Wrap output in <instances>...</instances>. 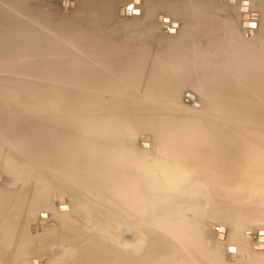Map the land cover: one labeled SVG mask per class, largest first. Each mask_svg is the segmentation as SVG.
Segmentation results:
<instances>
[{"label": "bare ground", "instance_id": "bare-ground-1", "mask_svg": "<svg viewBox=\"0 0 264 264\" xmlns=\"http://www.w3.org/2000/svg\"><path fill=\"white\" fill-rule=\"evenodd\" d=\"M58 1H59V5L61 6L62 0H58ZM67 1L65 0V2ZM255 1L257 0H76L73 9H77L80 12L81 15L79 19L81 20L82 26L89 25L88 27H93L95 31L94 32L95 39H92L94 43H87L83 45L86 47L82 46L80 47L81 50H79V52L78 51L76 52V53L85 52L91 54L88 55L85 59L82 58L83 60L82 63L86 64V66H90L92 70V71L83 70L84 72H82L81 75L86 76L87 78L86 80H83V82L90 86H96L102 89L114 88L119 91L130 92V90H132L134 85L132 84L128 85V84L139 81L138 74L140 70L144 71V68L142 67L146 66L143 63L146 60L143 58V54H142V51L144 49V44L136 43V42L133 43V41H129L127 43H122V44H120L121 41L120 43H117L114 40L115 38L112 35L113 33L111 34L112 25L110 24V22L112 21V16L114 15L113 13L115 12L116 18H122L124 20L127 18H131L130 20L138 19L141 24L140 26L143 27L144 29V25L148 26L149 24H151V21L149 20L151 18L149 17L151 16V14L142 13L141 8H150L155 4L166 2L165 4L168 6L169 11L167 12H169V14L168 13L165 14L164 16H162V18L161 16L158 17V21L163 20L161 24L163 26L161 27L160 25V29L171 31V28H173L174 33L170 32L173 34H169L167 32L166 34L174 35L175 38L180 35L187 37V35L183 34L184 33L183 24L188 25L189 22L198 19L200 22L198 25L202 29L201 36L203 37L204 41L207 43L205 44V49L204 50L202 49L201 52H197L198 50H195L194 52H190L188 48L189 45L188 43L189 36H188L187 38L182 39L183 41L182 44L183 47L185 48V51L182 50L173 56L175 60L179 61V62H174L175 66L174 65L171 66L170 64L172 68H169L165 64L159 65L157 63L156 65L154 63L153 65H155L156 68L151 67L152 70L150 71L151 72L150 75L152 77L154 76V78H151L150 81L147 82L146 87L144 86L146 90V96H148L146 100L155 101L156 99L158 101L159 99L160 101L163 100L166 106H169L170 104L172 105V103L174 102L173 100H175L177 97L176 93H173L172 91L178 89L179 82L180 83L182 82V76L180 74L179 77L173 76L172 74L169 73V71L170 72L173 71L175 75H177V69L179 68L180 69L179 72L181 74H186V72L191 73L193 78L191 81V85L193 86L192 88L196 90L197 86L200 84V88L202 90H200L199 93H201L203 96L213 95L214 96L213 100L215 102H219L220 109L221 107L224 108L225 106H230V105L234 106V104L237 101L238 102L241 100L245 101L251 96V94L249 92L245 93V91H243L242 89V85H246L247 87L250 86V88H252L254 92H257L260 88L264 89V84H263L264 79L260 81H256L252 79L245 81V79H247L248 77H252L249 76V74L251 73L254 67L261 66L264 68V37H260V39L258 41H254V43L252 41H249V39L247 40L243 38V34L245 33L252 32L253 34L255 31H258L257 23L250 19V17L253 14H255V12L253 11L247 12L249 9H251ZM238 7H240L239 13H237ZM68 9L69 8H67V10ZM241 10H245L247 13H244L243 15ZM93 16L95 17L92 18ZM234 16L237 17L233 19ZM172 23H176L177 25L175 26V24ZM245 23L251 25L255 23L256 25L255 28L253 29L251 28L252 26L250 25L247 26L246 24V26H244ZM82 26L79 27L82 28ZM81 31L82 30L80 31L75 30L73 33L74 35L75 34L80 35L82 33ZM189 31L191 30H188V32L186 33H189ZM192 32L193 29L191 33ZM87 34H90L89 37L91 38L94 36L92 31H88ZM30 35L33 40L32 42H34L35 44H38V42L36 41L37 39H42L41 35L39 34L36 35L35 31H32L31 34L27 31L18 32L16 38L28 40ZM74 40L76 41V46H79V44H84L85 42H87L85 41V38L82 37L80 38L79 36L75 37ZM14 41H17V39H14V0H0V56H4L12 59V55H9V52H11V50H13L14 48ZM77 41H80L81 43H78ZM221 41L224 43L226 42V44L230 43L229 46L225 47V49H227L226 51L228 52L227 55H221L217 52H211L212 57H209L210 51H213L214 47L217 49L218 47H221L222 45ZM17 44L18 43H16L15 45ZM125 44H127V47L132 45H135L137 47L133 46L136 49L130 55L127 56H120V55L110 56V53L105 50V47L107 48L119 47ZM88 45H93V47L89 48ZM208 47H211L212 50H208ZM99 52L102 53L103 55H97ZM185 55H188L190 58L185 57ZM180 58L181 61L179 60ZM224 59H226V62H228V64L223 63ZM6 67L8 66H6L5 63H3L2 59L0 58V69L1 68L4 69ZM165 68H167L168 70H165ZM240 80H242L241 83ZM254 88L256 90H254ZM40 89L41 88L38 89L36 88V90L33 92L32 90H28L27 88H23V87L14 88L13 86H7V85L3 86L0 84V104L3 103L6 107H8L9 102L13 103L14 99L17 100L23 96H24L23 99H27V97L25 96H31V95L33 96L41 95L44 98V96H46L44 94L45 90H43L44 88L41 90ZM56 92L57 91L55 90V93ZM66 92L72 93L68 90H66ZM65 95H69V94L65 93ZM188 95L190 96L191 99L194 100L193 95L190 94ZM35 98H39V97H35ZM190 98L187 97L186 102L191 101ZM28 99L32 100L31 97H28ZM51 101L53 102V100ZM28 102L29 103L27 104L25 103V105L22 104L24 107L23 111L25 112V114H28V112L34 113L36 111L42 112V109L41 110L38 109V105L36 107L31 106L32 104H40V102H32L30 100ZM55 102H57V100H55ZM162 109H163L162 111L165 112L164 115L158 118L157 117L154 118L152 116L153 119H155V122L156 120L158 122L161 118L164 117H171L174 119V122L172 121V123H170L167 126H161V128H163L162 130L157 129L160 128V126H158L157 128L153 127V125L155 124L153 120L152 121L154 122V124L153 123L152 125L148 124L152 126V128L159 131L157 138L160 141L158 146V149L160 151L159 150L158 151L162 153V155L160 154L161 155L160 158L158 156L159 160L157 161L156 165L153 166L154 168L153 167L148 168V166L146 165L148 164V162L145 163L142 160L141 156L145 157L144 154H141L137 158L135 156L133 159H129L131 155L129 156L130 145L126 138L127 134L125 133L126 134L125 135L124 131L121 133L115 124L116 121H112V118L110 117H109L110 119L107 118L105 119V121L102 122L100 121L99 122L96 121L95 123H90L89 121L86 122L85 124L88 125L89 127V129H87L86 131H90V128L93 127V128H97L98 132H96L97 135L94 141L91 142L86 141L85 143H83L80 129H81V125L84 123L80 120H77V118L74 116V113H69V115L67 114L68 118L66 119L58 120L52 118L53 119L52 123H49L50 122L49 120L44 119V116H39V115L36 117L34 116L30 117V115L24 114V116L20 118L18 116L13 115L5 119H2L0 116V136H2L4 139L10 142L14 141V130L9 131V128L11 127L12 123H15L16 125H18V128L20 130L18 132L19 135L20 133L23 132L27 135L35 134L37 136V141L39 144L46 147H49L51 144H53L54 147L53 148L54 158L51 163L54 164L55 174H53L52 171L51 173L52 175L58 176L57 178H59L63 182L64 187L56 185L57 179L53 180L54 178L53 179L50 178L51 175L49 174L51 173L46 175L47 177L49 175L48 179L50 178L53 180V182L50 180L52 183H54L55 181V184H52L51 182L50 184L53 186L56 185L55 187L56 189L54 190L56 192H59V194H57L56 196L52 195L53 192L49 190L50 188L49 186H51L50 184H47L49 185L48 186L49 188L47 190H49L50 192H46L47 187L45 185L39 186L40 189L37 188L38 191L36 190V188H34L36 190L34 191L33 187H34V183H36L35 179L38 181V179H40V176L42 175L37 172H36L37 174L34 173V169H31L33 170V172L31 170H30L31 172H27L28 170H25L24 168L25 172L23 174L22 173L20 174L22 176L23 175L25 176L23 177V180L19 182L24 183L26 181L25 179L27 178H32V180L34 181L33 184L31 183L25 184L27 185L26 188L27 187L30 188L28 190L23 189L24 191H22L21 193L22 195L20 197L26 196V198H28L29 200H34L32 201L33 204H36L37 206L41 205L42 208V210H39L40 213L38 214V218L37 219L35 218L36 220L32 225L36 226V223L39 224L38 222L41 221L40 224L43 225L41 229L43 230L44 228H47L44 225L47 224V226H49L48 223L51 221L52 216L54 215L51 214V211L54 212V210L58 211V214L60 212L63 215L66 216L69 215L68 218L64 217L67 219L63 218L64 220H66L64 221L62 219L63 216L61 217L59 214V216L63 220V224L62 222L59 223L57 220V222L61 224V228L59 226L58 230L56 229V231H53L51 229L52 231H50V233H47L50 230V228H48L49 230L47 229L46 230L47 232L45 231L46 233H42L44 235L41 234L39 235L35 228L36 232L34 236H37V238L31 235H30L31 238H29L28 237L29 235L26 236L24 234V225L26 218L24 212L19 215H14L13 216L14 218L11 219L7 230V232L11 235L10 236L6 235L7 237L11 238L12 242L14 243H8V241L3 242L0 239V245L5 246V248L8 249V252H10L9 253L10 257L7 260L8 264H36L35 259L38 257H35L36 256L35 255L34 261L32 258L34 253L37 254L36 252H38V254L40 252L41 255H44L50 251L53 254L59 252L58 256L60 257L61 256L60 252L61 251L63 252L64 248L67 247L65 245H64L65 247L62 245L65 243V241H69V240L70 243H72L71 246H73V248L71 246L70 248L73 249V253H74L73 257L72 255L70 256V258L72 257V259L70 260V264H155V263L163 264L165 263V261L168 262L170 260L176 259L177 256L175 255H178V253H176V251L173 250V248L171 249L168 248L169 246H171L169 244H168L169 246L165 247L166 245L160 246L156 242H154L153 246L151 245L153 252L144 254L145 252H142L144 251L143 250L144 247H142V244L145 243V241L149 242L151 240V239L149 240L150 237L148 238V236L146 237L148 238L149 241L147 239L145 240L142 236L144 242L142 241L141 246L139 245L141 242H139L138 245L135 243L136 247H133L135 249L137 248V246H139V248L142 247L143 248V249L141 248L142 251L140 250L139 252H142L143 256L140 257L139 255L141 254L139 253H138L139 255L137 254L138 256L131 255L132 253L131 250L134 251V249L130 245L131 244L130 241H132L130 240V238L131 237L134 238V236L136 237L137 235V239L135 240L138 241V239L141 236L139 235L140 237L138 238L139 233L138 234L135 233L136 235L134 236L131 235L132 233H130V226L134 225L136 226V228H140L141 225L146 222L145 221L146 219H144L145 216L146 218L147 216L151 217L149 215L151 214V212L149 213L147 212L148 215H146L145 213L146 208H145L144 199L146 198V195L145 198L143 199L141 194L142 191L141 189L145 186L160 187V189L166 191V192L163 191V193L171 192L170 198L177 197L178 188L182 187L185 193L183 199H190L191 201V196L197 197L199 202H203V203L206 202L207 204H211V203L216 204L218 209L216 210L213 209L214 212L218 211L219 213L221 212L223 213L226 211V213H228L229 215L236 214L235 209L228 208L227 202L228 201L240 202V198L242 196V193L244 192V191L241 192L244 184L248 182H253L254 184H260V183L262 184V182H264V135L262 134L263 137L259 135L258 138L259 141L256 140L253 141L251 139L252 141L248 142L247 137L246 139H243L245 136L241 138V135H238V133L235 132L231 133L230 131L223 132L225 128L224 126H222L223 130L220 127L219 128L215 127L214 129H206L205 131L201 132L198 131V126L201 125L199 120L194 118L192 119V117L178 119L177 118L178 116L175 117L177 114L175 111H173V109H170V112L165 111L166 108L164 109L162 107ZM155 110L157 109H154V111ZM159 111H161L160 108H158V112ZM211 111H215V110H211ZM221 112L224 113V111L221 110L219 112L220 116H221ZM161 113L159 115H161ZM230 113L231 112H229L228 115ZM240 116L243 115L240 114ZM257 117L259 118V116ZM258 118H256V120H258ZM68 119L70 122H67ZM234 119H237V117H235ZM150 120L147 119V123L148 121L150 122ZM194 122H196V125H194ZM247 122L246 123L244 122L245 125L248 124ZM262 123L264 124V122ZM207 124L208 123H206V125ZM256 124H259V122ZM49 125L50 127L47 129ZM139 125L140 124H138V126ZM144 125L146 124H143V126ZM217 125L218 124H216V126ZM78 127H80V129H78ZM262 127L263 126L260 127L261 130H264V128L262 129ZM152 128L150 127L147 129L152 130ZM19 135H17V137ZM148 149H150V142ZM83 154L85 155L83 156ZM41 158L44 159L45 156H41ZM147 159L148 158H146V160ZM130 160L131 162H129ZM22 168L20 169V172L21 170L24 171ZM184 168L186 169L183 170ZM152 170H154V172ZM187 170L190 171L187 172ZM18 171L16 170V172ZM82 176H85L88 179V182L84 180L85 182H87V184L85 182H82L83 181ZM202 177H207L205 179H207L208 182H206L205 185L203 184L204 182L202 183V179H203ZM193 181H199V182H193ZM13 182H14L13 186L8 185L10 187L6 186L8 189H5L6 192L11 191V195L14 191V195L12 196L13 198L8 199V204L10 203V201H12V204H14V205L10 204L11 205L9 207L10 210H12V208L21 201V199L19 198V194L17 192V186L19 182L15 183L14 180ZM40 182L41 184H43L41 180ZM40 182L38 183L40 184ZM185 182L189 184V185L187 184V187L188 186L189 187L187 188L185 186L184 189L183 185H186ZM36 184L35 186L37 187V185L39 184L37 185ZM60 184L62 183L60 182ZM66 184H68V186H66ZM85 188L89 192L96 194L95 198L96 197L99 198V199L93 198L94 199L93 201L95 202V207H97L98 210H100L97 211L94 215H89L90 214L89 212L87 211L85 212V208L87 207L86 204L87 201L82 199L83 197H81L80 195L81 190H85ZM85 194H87V192H85ZM159 195L161 196V194ZM166 197L167 199H164L165 201L162 199V197L161 198L159 197L161 199V200L159 199V201L161 202L163 200L166 205L167 204L166 202L169 200L168 199L169 195H167ZM48 198H51V200L53 198L52 204L48 202ZM98 200H100L99 203ZM157 200H156L157 202L156 204L159 205V208L155 206V202L152 204H154L156 209L153 208L154 206H150L151 209L152 208L155 209V210L153 209L150 210L153 211V213L154 211H156L155 215L157 219L155 221H157L156 224H159L157 225L158 228H156V224L154 228L159 230L160 227L161 229L160 232H162V234L165 235L164 236L165 239L166 236L167 238H169L167 239L168 241L169 240L176 241L175 240L176 236L174 233H176L177 230L175 232L174 230L177 229V227L178 229L179 227H181L180 225L182 223L181 221L180 222L178 221L180 217L177 219L178 217L177 214L176 216L172 215L174 206L169 205V203L166 205L167 206L166 208H168L166 212L171 210L172 213L171 211L167 213L160 212L161 214H163V216L161 214H160L161 216H159L157 212L159 213V211L162 209V208L160 209V207L162 206H160V203ZM178 201H173L172 203L175 206H177V204L179 205ZM183 201L184 200H181L179 202L181 203ZM148 202H146L147 206H148ZM224 202L227 204H224ZM164 203H161V205L162 204L164 205ZM188 203H189L188 201L187 203L185 202L184 204L185 206L183 207H186ZM182 205H179L181 206V208L178 207L176 209L181 210L183 208ZM107 206L109 207L108 210H106ZM157 209L160 210L157 211ZM185 209H187V207ZM30 210H33V208ZM202 211L201 214H204L205 212L202 213ZM204 211H206V209ZM42 213H45L47 217L46 218L42 217L44 219H41L40 217ZM131 213H134L132 219H131L132 216ZM86 214H88L87 226L88 224L91 225V228L93 229L92 231L93 235L91 234V236L83 237V232L86 229V225L82 221L83 218H86ZM60 217L57 216V218ZM69 217H71V219ZM79 219H81L82 221ZM3 220L4 219H2V221L0 220L1 228L2 226H4ZM62 220L59 219V221ZM79 221L83 223V226L82 223L80 226ZM29 225H27L26 228L28 229L27 231H29V227H28ZM145 225L147 224L142 225L143 228H146L149 225V223L147 226ZM152 226L153 225L149 226V230H151V232L148 230L147 233L149 232L152 233V230L154 229V228H150ZM51 228L54 229L55 227H51ZM100 228L102 229L100 230ZM131 228L133 227L131 226ZM134 229H132V232ZM156 229L153 231H156ZM262 230L263 229L261 228V231ZM5 231L2 232L3 233L2 235H4ZM141 231L142 228L140 230V234H142ZM177 233L179 232L177 231ZM154 234L155 233L153 232L151 238H153ZM156 236L158 237V235ZM173 236H175V238ZM182 236L187 238L184 234H182ZM177 237H179V234ZM35 238L36 240H34ZM135 240H133V243ZM178 240H181V238L179 237ZM63 241L64 243L60 245ZM184 241L185 239L182 241L183 242L182 244H184ZM188 241L190 240L188 239ZM188 241H186V243ZM262 241L263 242H257V237H255L252 246L254 245L258 246V244L264 245V240ZM190 242H188L190 245L188 243L187 245H189L188 247L191 249ZM150 244H152L151 241ZM179 244H181L180 241L178 245ZM181 246H180L181 249L186 248ZM174 248L176 247L174 246ZM177 248H179V246ZM179 250L180 249H177L178 252ZM58 258L56 259L58 260ZM60 258L62 259V256ZM184 258H186V260L187 259L190 260L189 258L185 257V255ZM37 260H39V258ZM171 263L173 262L171 261Z\"/></svg>", "mask_w": 264, "mask_h": 264}, {"label": "rangeland", "instance_id": "rangeland-1", "mask_svg": "<svg viewBox=\"0 0 264 264\" xmlns=\"http://www.w3.org/2000/svg\"><path fill=\"white\" fill-rule=\"evenodd\" d=\"M61 2L62 3L60 6L58 0H46V1L45 0H14V39H17V41H14V48L13 50H11V52H9V55H12V59L4 57V56H0L3 63H5V65L8 66L4 69L2 68L0 69V84L3 86L5 85L13 86L14 88L23 87V88H27L28 90H32L33 92L36 90V88L37 89L44 88L43 90H45L44 94L46 96H44V98L41 95L25 96L27 97V99H23L24 97L23 96L20 99H17L18 101L14 99L13 103L9 102L8 107H6L3 103H1L0 104V116L2 119L11 117L13 115L18 116L20 118L24 116L25 114V112L23 111V108H24L23 105H25V103L26 104L29 103L28 102L29 100L32 102H40V104H32L31 106L36 107L38 105V109L40 110L42 109V112L36 111L32 113V112L26 111L28 112V114H25V115H30V117H33V116L36 117L38 115L44 116V119H47L50 121L49 123H52L53 119H58V120L66 119L68 118L69 113H74V116L77 118V120H80L84 123L81 125V129L80 127H78V129H80L82 141L83 143H85L86 141H89V142L94 141L97 135L96 132H98V129L93 128V127L90 128V131H86L87 129H89V127L85 123L88 121L90 123H95L96 121L102 122V121H105V119L110 117L112 118V121H116L115 124L118 130L121 133L124 131V134L125 133L127 134L126 138L130 145L129 156L131 155L129 159H133L135 156L137 158L141 154H144L145 157L148 159L146 160V158L143 156H141V158L145 163L148 162V164H146L148 168L155 166L160 156L162 155V153H160L159 152L160 150L158 149L159 142H160L157 138V135L159 134L158 130L163 129L161 128V126H167L170 123H172V121L174 122L173 118L164 117V116H163L164 118H161L158 122L156 120L155 122V119H153V117L158 118L164 115L165 113L162 111L163 110L162 107L164 109L166 108L165 111L167 112L168 111L170 112V109H173V111H175L177 114L175 117L178 116L177 117L178 119L192 117V119L194 118V119L199 120L201 125L198 126V131H201V132L205 131L206 129H214L215 127H218V128L220 127L223 130L222 126H224L225 128L223 132L230 131L231 133L233 132L238 133V135H241V138L245 136L243 139H246L247 137L248 142L252 140L259 141L258 140L259 135L263 137L262 134L264 135V130H261L260 128L261 126H263L262 129L264 128V124L262 123L264 122V89L263 88H260L257 92H254L252 88H250V86L247 87L246 85H242L243 91H245V93L249 92L251 96L245 101L244 100H241L239 102L237 101L234 104V106L232 105L225 106L224 108L221 107L220 109L219 102H215L213 100V97H214L213 95L203 96L201 93H199V91L202 90L200 88V84L197 86L196 90L192 88L193 86L191 85V81L193 78H192L191 73L186 72V74H181L179 72L180 69L178 68L177 75H175V73L172 70H171L172 72L169 71V73L172 74L173 76L179 77V74L182 76V82L181 83L179 82L178 89L172 91L173 93H176V96H177L176 99L173 100L174 102L172 103V105L170 104L169 106H166L165 102L163 100L160 101L159 99L158 101L156 99L155 101L146 100L148 96H146L145 87H146L147 82H149L151 78H154V76L152 77L150 75L151 73L150 71L152 70L151 67H155V65H153L154 63L156 65L157 63L159 65L165 64L169 68H172L171 67L172 65L175 66L174 62H179V61L175 60L173 56L182 50L185 51V48L183 47V44H182L183 43L182 39L187 38L188 36H189L188 48L190 52H194L195 50H198L197 52H201L202 49L203 50L205 49V44L207 42H205L203 37L201 36L202 29L198 25L200 23L198 19H195L192 22H189L188 25L183 24V31H184L183 34L187 35V37L180 35L175 38L174 35L166 34V32L169 34H173L174 33L173 28H171V31L160 29V25L162 24L163 20L162 21L160 20L161 22L158 21V17L161 16L162 18V16H164L165 14L167 13L169 14V12H167L169 10H168V6L165 4L166 2L155 4L154 6H151L150 8H141L142 13L151 14V16H149L151 17L149 19L151 21V24H149L148 26L144 25V29L143 27L140 26L141 24L138 19L130 20L131 18H127L124 20L122 18H116L115 17L116 15L114 12L113 13L114 15L112 16V21L110 22V24L112 25L111 34L113 33L112 35L115 38L114 40L117 43H120L121 41L120 44L127 43L129 41H133V43L136 42V43L144 44V49L142 51V54H143V58L146 60V61L144 60L145 62H143L144 65L146 66L145 67L143 66L142 68H144V71L140 70L138 74L139 81L135 80L137 82H132L128 84V85H131V84L134 85L132 90H130V92H125V91L116 90L114 88L102 89L96 86H90L83 82V80L87 79L86 76L81 75L82 72H84L83 70H90V71L92 70L90 66H86V64L82 63L83 61L82 58L85 59L88 55H91V54H88L85 52H82V53H76V52L77 51L79 52V50H81L80 47H82L83 45L87 43H94L92 39H95V33H94L95 31L93 27H88L89 25L82 26L81 20L79 19L81 15L80 12L77 9H73L76 0H68L67 2H65V0H62ZM67 8L69 9L67 10ZM239 10H240V7L237 8V13H239ZM251 11L255 12V14H253L250 17V19L257 23L258 31H255L253 34L252 32L245 33L243 34V38L247 40L249 39V41H252L254 43V41H258L260 37H264V20H262L264 19V0L255 1L251 9H249L247 12H251ZM241 12L243 13V15L244 13H247L245 10H241ZM94 17L95 16H93L92 18ZM236 17L237 16H234L233 19H235ZM154 20L156 21V23ZM238 23H237V26H238ZM172 24H175V26L177 25L176 23H172ZM246 24L247 23H245L244 26H246ZM253 24L252 25L247 24V26L250 25L252 26L251 28L254 29L256 24L255 23ZM79 26H82V28H80ZM162 26L163 25H161V27ZM192 29H193V32L191 33ZM75 30L77 31L82 30L81 31L82 33L80 35L79 34L74 35L73 32ZM188 30H191V31H189V33H186L188 32ZM23 31H27L30 34L32 33V31H35L36 35L38 34L41 35L42 39H37L36 41L38 42V44H35L34 42H32L33 40L31 38V35L29 36V39L27 38L28 40L16 38L18 32H23ZM88 31H92V33L94 34L92 38L89 37L90 34H87ZM170 32H173V33H170ZM247 34H250V35H247ZM78 36L80 38L81 37L85 38V41L87 42L85 43L83 42L84 44H79V46H76V41L74 40V38ZM122 41H125V42H122ZM77 42L81 43L80 41H77ZM16 43H18L19 45L18 44L15 45ZM221 44H222L221 47H218V49L215 48L213 45L214 49L213 51H210L209 57H212L211 52H217L221 55H227L228 52L226 51L227 49H225V47L229 46L230 43L226 44V42L224 43L221 41ZM209 45H212V44H209ZM88 46L89 48L93 47V45H88ZM133 46L135 45L127 47V44H125L119 47H112V48H107L105 46L104 47H105V50L110 53V56H117V55L127 56V55H130L136 49L135 47H137V46L135 47ZM83 47H86V46H83ZM208 50H212V48L208 47ZM97 55H103V54L99 52ZM185 57L190 58L188 55H185ZM179 60L181 61V58ZM223 63L228 64V62H226V59L223 60ZM167 68H165V70H168ZM141 72L142 73L144 72L143 73L144 75ZM249 76H252V77H248L247 79H245V81H248L249 79L256 80V81H260L264 79V68L261 66L254 67L251 73L249 74ZM241 82L242 80H240V83ZM55 90L57 91L56 93H55ZM66 90L72 93L66 92ZM254 90L256 89L254 88ZM65 93L69 95H65ZM187 94L193 95L194 100H191L190 102L187 103L186 102ZM28 97H31L32 100L28 99ZM35 97H39V98H35ZM40 97H42L44 100ZM51 100H53V102ZM55 100H57V102H55ZM158 108H160L161 111L158 112ZM154 109H157V110L154 111ZM211 110H215V111H211ZM221 110H223L224 113L221 112V116H220L219 112ZM227 112L228 113L231 112L229 114L230 116L228 115ZM160 113L161 115H159ZM224 114L226 117L224 116ZM240 114L243 116H240ZM233 116L234 118L237 117L238 120L234 119ZM257 116H259V118ZM255 117L258 118V120H256ZM147 119L148 120L151 119L150 120L151 123L149 121L147 123ZM152 120L155 122L156 125L154 124ZM187 120H190V119H187ZM242 120L245 123L248 121L247 122L248 124L245 125V123ZM257 121L259 122V124H256L258 123ZM67 122H70L69 119L67 120ZM152 123L155 125V126L153 125L154 128H157L158 126H160V128H157L158 130L152 128V126H150L152 125ZM206 123L208 124L206 125ZM138 124L140 125L138 126ZM143 124H146L147 127L146 125L143 126ZM216 124H218L219 126L218 125L216 126ZM194 125H196V122H194ZM149 126L152 128V130L147 129V128H150ZM49 127L50 125L47 127V129ZM11 130H14V141L13 142H10L4 139L2 136H0V193H1L0 195V220L2 221V219H4L3 220L4 226H2V228L0 226V232H1L0 239L3 242L8 241V243H14L12 242L11 238L7 237L11 235L7 232V230H8L11 219L14 218L13 217L14 215H19V214H22L23 212L26 215L25 225H24V234L26 236L29 235L28 236L29 238H31L30 235L37 238V236H34L36 230L39 235L40 234L44 235L42 233H46L47 232L46 230L48 228H50V230L48 229L49 231L47 233H50V231L52 230L53 231H56V229L58 230L59 226L61 228V224L59 223L62 222L63 224V220L67 219L69 216V215L67 216L63 215L62 213L59 212L60 216L61 217L63 216L62 219L64 217H67L62 220L58 214V211L54 210L55 213L51 211V214H54V215L52 216L51 221L48 223L49 226H47V224L44 225L47 228H44L43 230L41 229L43 227V225L40 224L41 221L38 222L39 224L36 223V226L32 225L34 221L38 218V214L40 213L39 210H42V208H41V205L37 206L36 204H33L32 201L34 200H29L28 198H26V196L20 197L22 195L21 194L22 191H24L25 189L28 190L30 188V187L26 188L27 185L25 184L34 183L32 178L25 179L26 181L24 183L19 182V181H22L23 177L25 176V175L22 176L20 174L21 173L23 174L25 170H28L27 172H31V171L33 172V170L31 169H34V173L37 172L39 174H42L41 176L39 175L40 179H38V181L35 179V181L37 184H39L38 182H40L41 180L43 184H41V182L39 185L34 183L33 189L36 188V190L38 191V189H40L39 186L45 185L47 187V188L45 187L46 192L51 191L53 192L52 195L54 196L59 194V192H56L54 190L56 189L55 188L56 185H59L61 187H64V185H63V182L59 178H57L58 177L57 175H52V173L55 174L54 164L51 163L54 158L53 157V153H54L53 144H51L49 147L39 144L37 141V136L35 134L27 135L23 132V133H20L19 135L18 132L20 130L18 128V125H16L15 123L11 124L9 131ZM149 131H152V132L154 131V132L152 133ZM17 135L19 136L17 137ZM149 142H150V149H148ZM155 151L158 153H156ZM84 155L85 154H83V156ZM41 156H45V158L43 159L41 158ZM129 162H131V160ZM21 168L23 170L25 168V170L24 171L21 170L20 172ZM185 169L186 168H184L183 170ZM16 170L18 172H16ZM152 171L154 172V170ZM189 171L190 170H187V172ZM46 174L51 175L50 178L52 179L54 178L53 180L57 179L56 180L57 183L55 186L50 184V182L51 181L53 182V180L50 178L48 179L49 175L47 177ZM202 178H203L202 183L204 182L203 184L205 185L206 182H208L207 179H205L207 177H202ZM13 180L15 181V183L19 182L17 186V192L19 194V198L21 199V201L17 205H15L12 208V210H10L9 207L11 206L10 204H12V201H10V203L8 204V199L13 198L12 196L14 195V191L11 195V191L6 192L5 189H8L7 187L14 185ZM82 180H83L82 182H85L84 180L88 182V179L85 176H82ZM59 181L62 184H60ZM87 182L85 183L87 184ZM193 182H199V181H193ZM21 183L23 186L21 185ZM263 183L264 182H262V184L260 183L261 184L260 185V184H254L253 182H248L244 184V186L242 187L241 192L243 191L244 192L242 193L240 202H233V201L229 202L228 201L227 202L228 204L224 202V204H227L228 208L236 210L235 212L236 214L234 215H229L228 213H226V211L223 213L222 212L219 213L218 211L214 212V210L218 209L216 204H213V203L207 204L206 202L205 203L199 202L197 197L191 196V201L190 199H183V196L185 193L182 187L178 188L177 197H174V198L171 197L173 200L170 198L171 192L163 193V191L164 192L166 191L163 189H160V187H156V186L143 187L141 189L142 190L141 194H142L143 199L145 198V195H146L145 199L147 201L144 199L146 215H148L147 212L148 213L151 212L152 214L153 211L151 210L153 208L155 209L156 207L159 208V205L156 204L157 199H158L157 201H159V199L162 197V199L164 200V199H167L166 196L169 195L168 199L172 201L166 200L167 201L166 203L167 204L169 203V205L174 206L173 213L171 210L169 211H171L172 215L174 216H176L177 214L178 216L177 219L180 217L179 218L180 220L178 219V221L179 222L181 221L183 226L180 223L181 227H179V229L177 227V229L174 230V232L176 230L179 232L177 233L176 231V233H174L176 238L175 236L173 237L175 238L176 241H170V240L168 241L167 239L169 238H167L166 236V239H165L164 237L165 235L162 234V232H160L161 230L160 227H159V230L156 229L158 228L157 225H159V224H156L157 221H155L157 219L155 215L156 211H154L152 215L149 214L151 217L147 216L146 218L145 216L144 219H146L145 220L146 222L144 221L145 223H143L142 225L144 224L148 225L149 223L148 226L145 225L147 226L146 227L147 230L146 228H143L142 225L140 228H136V226L131 225L133 228H131L130 226V233H132L131 235L133 236L136 235L135 233L137 234L139 233L138 238L140 236H141L140 238H142L143 236L145 240L146 239L148 240V238L150 237L149 240L151 239L150 241L152 244H150L149 240H148L149 242L145 241V243L142 244V241L144 240L143 238L142 239L139 238L138 241H136L135 239H137V235L136 237L134 236V238L131 237L130 240L132 241H130L131 242L130 245L132 248L136 247L135 245L136 244L138 245L139 242H141L139 245L141 246L142 244V247H144V249L141 247L144 251H142V249L139 248V246H137L136 249L133 248L136 253L133 250H131L132 248L130 247L131 248L130 250L132 251L131 255L138 256L139 254H141L139 255L141 257L143 256L142 252H145L144 254L153 252L152 246H153V243L156 242L160 246L166 245L165 247H167L171 245L168 248L170 249L173 248V250H175L176 253H178V255H175L177 256L176 259L170 260L168 262L165 261V263L163 264H175V263L176 264L177 263L178 264H264V254H262L264 253V245L258 244V246L257 245L252 246V243L255 237H257V242H263L262 240H264L263 238L264 237V221H263L264 219V184ZM19 184H20V187H19ZM35 184L37 185V187L35 186ZM47 184H50L52 187ZM52 184H55V181ZM187 184L188 183H186V185H183L184 189H185V186L187 187ZM66 186H68V184H66ZM48 188L50 191L47 190ZM36 190L34 189V191ZM54 191H55V194H54ZM85 192H87V194H85ZM159 194H161V196ZM80 195L81 197H83L82 199L87 201L85 202L87 204L88 209L86 207L85 212L87 211L90 213V214L88 213L89 215H94L97 211H100L98 210L97 207H95V202L93 201L94 199H99L97 197L95 198L96 194L89 192L85 188V190H81ZM178 199L179 201L184 200L186 203L187 201L189 202L186 206L187 209H185L186 207H183L185 206L184 205L185 202L183 201L184 203L183 202L180 203ZM52 200L51 198H48V202L51 204H52ZM163 200L161 202L159 201L160 206H162L160 207V209L162 208L161 210L157 209V211L160 210L159 213L157 212L159 216L161 215L163 216V214L161 213L169 212V211L166 212L168 208H166L167 204L165 205L164 203L165 200L164 201ZM173 201H178L179 205H182L183 203L182 209H185V210H182V209L177 210L176 208L178 207L181 208V206H179L178 204L177 206H175L172 203ZM99 202L100 200H98V203ZM146 202H148V206ZM154 202H155L156 207L154 206V204H152ZM98 203H97V206H98ZM161 203H164V205L163 204L161 205ZM150 206H154V207L151 209ZM32 208L33 210H30ZM108 209L109 207L107 206L106 210ZM205 209L206 211H204ZM201 211L202 213L204 212L205 213L201 214ZM88 214H86V218H83V221L79 219L86 225V229L83 232V237L91 236V234L93 235V232H92L93 229L91 228V225L88 224L87 226ZM131 214H132L131 216V219H132L134 216V213H131ZM57 216L60 218H57ZM42 217L46 218L47 216L45 213H42L40 218L44 219ZM69 218L71 219V217ZM151 218H153L154 220ZM59 219L62 221H59ZM57 220L59 223L57 222ZM82 222L79 221L80 226ZM83 223H82V226H83ZM155 224H156V228H154ZM27 225H29L28 226L29 231H27L28 229H26ZM55 225H58V226H55ZM150 225H153L150 228H154L153 230L156 229V231L152 230V233H150L151 232V230H149ZM51 227H55V228L53 229ZM102 228H100V230ZM141 228H142V231H141L142 234H140ZM261 228L263 229L262 231H261ZM132 229H134L133 230L134 233L132 232ZM148 230L150 231L149 233H147ZM3 231H5L4 235H2ZM136 231H139V232H136ZM27 232H30V233H27ZM153 232L155 233L153 235V238L154 239L158 238V239L154 240L153 238H151L152 237L151 235L153 234ZM178 234L181 240H178L179 239V237H177ZM182 234H184L191 242L188 241L187 238L182 236ZM156 235H158V237ZM160 235H163V236H160ZM146 236H148V238ZM182 237L185 239L184 244H182L183 243L182 241L184 240ZM36 238L34 240H36ZM133 240H135L136 242L134 241L133 243ZM179 241L181 244L178 245ZM186 241L191 243V249L188 247L190 244L187 242L189 244L187 245ZM66 242H68L69 244ZM63 243L64 241L60 245H62ZM147 243H148V246H147ZM64 245L67 247H65ZM71 245L72 243H70V240L65 241V243L62 245L65 247L63 252L62 251L60 252L62 259L60 258L61 256L60 257L58 256L59 252L53 254L50 251L44 255H41L40 252L39 254L38 252H36L37 254L34 253L32 256L33 261H34V256L36 255L35 257L39 258V260H37L38 258L35 259L36 264H52V263L53 264H70V260L72 259L74 255L73 249H72L73 246ZM70 246L72 248H70ZM174 246L176 248H174ZM178 246L179 248H177ZM180 246L184 248L186 247V248L181 249ZM259 246L260 248H258ZM0 248H1L0 249V264H8L7 260L10 257V254H9L10 252H8V249H6L5 246L3 245L2 246L0 245ZM177 249H180L181 251L179 250L178 252ZM140 250L142 252H139ZM71 255L72 257L70 258ZM184 255L190 260L188 259L186 260V258H184ZM56 258H58V260ZM50 260H53V261H50ZM171 261L173 263H171ZM155 264H158V263H155Z\"/></svg>", "mask_w": 264, "mask_h": 264}, {"label": "water", "instance_id": "water-1", "mask_svg": "<svg viewBox=\"0 0 264 264\" xmlns=\"http://www.w3.org/2000/svg\"><path fill=\"white\" fill-rule=\"evenodd\" d=\"M64 4H65V3H64ZM64 4H63V5H64ZM187 97L190 98V96H189L188 94H187ZM186 100H187V99H186ZM190 100H193V99L190 98ZM189 102H190V101H189ZM187 103H188V102H187ZM258 248H260V246H259Z\"/></svg>", "mask_w": 264, "mask_h": 264}]
</instances>
